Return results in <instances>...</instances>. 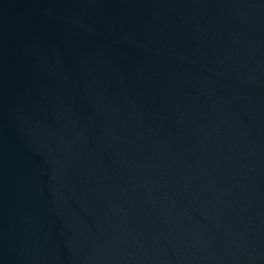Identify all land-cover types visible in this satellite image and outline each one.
I'll return each mask as SVG.
<instances>
[{
  "label": "water",
  "instance_id": "95a60500",
  "mask_svg": "<svg viewBox=\"0 0 264 264\" xmlns=\"http://www.w3.org/2000/svg\"><path fill=\"white\" fill-rule=\"evenodd\" d=\"M0 264H264V0H0Z\"/></svg>",
  "mask_w": 264,
  "mask_h": 264
}]
</instances>
